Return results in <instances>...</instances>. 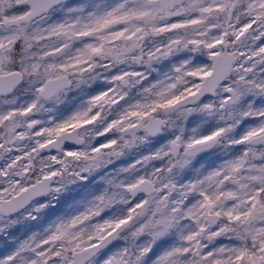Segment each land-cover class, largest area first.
I'll list each match as a JSON object with an SVG mask.
<instances>
[{
    "label": "snow or ice",
    "instance_id": "1",
    "mask_svg": "<svg viewBox=\"0 0 264 264\" xmlns=\"http://www.w3.org/2000/svg\"><path fill=\"white\" fill-rule=\"evenodd\" d=\"M0 264H264V0H0Z\"/></svg>",
    "mask_w": 264,
    "mask_h": 264
}]
</instances>
